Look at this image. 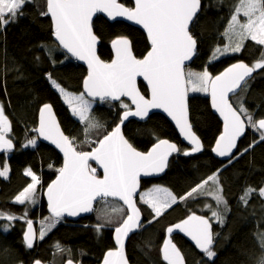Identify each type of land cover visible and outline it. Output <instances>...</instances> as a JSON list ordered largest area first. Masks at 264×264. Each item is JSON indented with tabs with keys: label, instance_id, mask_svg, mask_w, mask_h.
Here are the masks:
<instances>
[{
	"label": "trees",
	"instance_id": "1",
	"mask_svg": "<svg viewBox=\"0 0 264 264\" xmlns=\"http://www.w3.org/2000/svg\"><path fill=\"white\" fill-rule=\"evenodd\" d=\"M120 2L131 6L129 0ZM237 3L238 0H201L200 11L190 28L197 41L196 53L185 71L188 68L198 72L207 70L214 76L232 63L242 61L253 66L264 59V46L251 40L244 42L239 53L216 52L217 48L222 49L226 44L224 33ZM45 11L46 0H31L23 6L22 14L14 22L0 25V104L10 123L8 138L13 141L11 152L0 151V168L5 162L9 167L7 176H0V212L21 217L11 222L0 219V264H33L37 260L45 264H64L68 260L77 264H99L104 253L114 247L112 233L127 215L126 209L114 200L108 204V210L116 221L112 226L104 225L99 233L96 229L101 222L95 211L100 201L86 218L78 221L60 218L47 230L43 239L37 234L31 249L25 246L22 238L27 224L23 219L25 212L27 219L36 226L37 233L42 225L48 227L51 215L47 211L43 192L63 163L60 155L48 145L38 142L33 147H24L28 140L36 137L34 129L40 107L44 104L52 106L64 133L74 140L78 150L90 151L94 146L84 142V125L73 116L52 84L55 80L66 91L81 94L87 70L71 60L54 42L51 21L47 15L41 14ZM92 29L100 40L98 55L105 62L112 59L110 42L116 37L128 38L132 53L138 59L149 50L144 34L122 21L110 22L97 16ZM138 85L146 95L144 84L139 82ZM230 101L234 107L243 101L255 120L264 118V69H256L246 86ZM188 111L192 131L202 143L201 152L188 156L183 153L189 148L161 114L154 113L144 122L130 120L123 126L125 137L139 151H147L160 139H168L179 149L170 158L163 176L141 181L140 192L158 184L171 191L177 197V203L153 220L152 210L136 198L143 218L140 227L127 242L128 262L167 264L162 247L168 238L177 246L185 264H257L264 257V249L260 246V237L264 236V197L259 195V190L264 188V141L240 155L254 140L259 141V133L246 128L235 152L238 158L231 163L218 160L213 157L211 148L221 131V122L211 111L207 93L188 94ZM122 112L119 102L95 101L91 114L104 128L93 130L90 138L96 140L111 131L119 123ZM27 169L40 177L39 198L36 204L20 205L14 203V198L31 182V178L24 174ZM217 170H220L219 186L227 202L226 210L223 206L219 209L224 216L222 225L212 220L211 211L205 208L206 204H210L212 209H216V202L211 196L179 199ZM249 187L253 192L245 205L241 196ZM212 190V182L203 189L204 192ZM114 207H122L124 211L113 212ZM191 214L204 216L212 222L214 261L208 260L184 233L175 230L169 235L166 231ZM149 221L152 223L149 224ZM4 225L9 226L7 231L3 230ZM57 244L60 251H57Z\"/></svg>",
	"mask_w": 264,
	"mask_h": 264
},
{
	"label": "snow or ice",
	"instance_id": "2",
	"mask_svg": "<svg viewBox=\"0 0 264 264\" xmlns=\"http://www.w3.org/2000/svg\"><path fill=\"white\" fill-rule=\"evenodd\" d=\"M29 2L31 0H0V25L14 22L22 14L23 6ZM200 8L201 0H135V6L132 8L125 7L117 0H46V11L41 14L50 15L55 40L66 53L77 60L85 61L88 67V74L83 82L84 92L79 95L67 92L55 80H52V84L62 95L72 114L84 125V142L94 146L90 151L78 150L74 140L60 130L51 105L44 104L40 108L39 127L34 131L45 140L51 141L64 157L63 166L56 169V179L47 187L51 217L48 218L47 228L42 225L40 239H43L47 230H50L64 213L77 216L80 213L92 212L95 210L94 201L108 203V198H118L127 206V215L122 223L115 227L117 247L105 254L103 264H127L124 255L125 238L141 224L140 209L134 201L139 178L141 174L148 176L163 172L169 155L179 149L167 140H160L146 153L137 151L125 139L121 125L129 117L145 118L150 109H163L175 121L181 135L191 145L183 154L188 156L200 152L201 142L192 131L188 120L185 98L189 90L210 92L213 108L223 117V132L212 148V152L217 156L227 157L229 163L238 158L233 150L237 148L238 138L245 134L246 128L258 132L259 141L254 140L240 155L248 152L256 143L264 141V118L255 120L254 114L245 107L243 101L234 107L228 99L229 93H236L238 89L246 86V78H250L256 69H264V59L251 67L243 62L235 63L216 76L210 75L207 70L185 72V61L191 60L197 48V41L190 31V23L198 15ZM97 12L106 13L109 18L126 17L142 26L150 41V51L142 59H137L132 54L129 40L120 37L111 42L115 52L114 59L110 63L103 62L96 54L97 36L93 34L91 26L92 17ZM240 14L246 18L244 21L238 18ZM224 35L229 42L223 49H216V52L221 54L239 53L246 40L264 46V0H238ZM137 77H143L147 82L150 99L141 95L138 90ZM49 79L51 80V76ZM124 97L131 101V105L124 102ZM97 99L102 103L119 102L123 112L119 116V123L111 131H107L102 138L92 140L90 133L104 128L91 114L93 103ZM9 131L10 123L0 105V151L5 153L13 150V141L8 138ZM35 145L36 140L31 139L24 147ZM90 161H95L103 169L102 178L98 176L97 169ZM8 171L9 167L5 162L0 169V176L6 177ZM219 171L209 175L179 199L211 196L217 207L212 209L210 204H206L205 208L211 211V219L222 225L224 216L219 209L223 206L226 210L227 202L219 186ZM24 174L29 176L32 182L14 198V203L36 204L40 177L31 169L25 170ZM209 182L214 185V190L204 192L203 189ZM252 192L253 189L249 187L241 196L245 205ZM259 195L264 197V188L259 190ZM140 199L152 210L153 220L177 203V197L163 187L142 193ZM123 211L122 207L113 208L116 213ZM0 219L11 222L21 217L0 212ZM23 219L27 223L24 243L31 249L35 239L33 222L27 219V212ZM150 223L152 221H149ZM8 227L4 225L3 230L7 231ZM103 227V224L98 225L97 232ZM175 230L190 237L208 260L214 261V234L209 218L191 214L174 226L168 227L166 231L171 235ZM260 246L264 249V236L260 237ZM56 248L57 251L61 250L58 244ZM162 253L167 264H185L171 239L164 240ZM35 264H40V261L37 260ZM68 264H72V261L69 260ZM257 264H264V257H261Z\"/></svg>",
	"mask_w": 264,
	"mask_h": 264
},
{
	"label": "water",
	"instance_id": "3",
	"mask_svg": "<svg viewBox=\"0 0 264 264\" xmlns=\"http://www.w3.org/2000/svg\"><path fill=\"white\" fill-rule=\"evenodd\" d=\"M129 1L131 2V6H127V5L123 4L122 2H120V0H117L118 3L124 5L125 7H129V8L134 7V6H135V0H129ZM199 11H200V10H199ZM198 13H199V12H198ZM47 16L49 17V19H50V21H51V17H50V15H47ZM97 16H101V17H103L104 19H106L107 21H110V22H113V21H122V22H124V23H126V24H128V25H130V26H132V27H135V28L139 29V30L144 34V36H145L146 39H147V33H146V31L142 28V26L137 25L134 21H130V20H128L126 17H115V18H109V17L107 16L106 13L97 12V13H95V14L93 15V17H92L91 26H92V23H93L94 19H95ZM195 18H196V17H195ZM195 18H194V19H195ZM193 21H194V20H193ZM192 23H193V22L190 23V28H191ZM51 25H52V21H51ZM92 31H93V29H92ZM93 34L95 35L94 32H93ZM117 38H120V37H116V38H114V39H117ZM124 38H126V37H124ZM114 39H113V40H114ZM127 39H128V38H127ZM53 40H54V42L58 45V47H59L64 53H66V51L63 50L62 47L59 46V42L55 40L54 35H53ZM113 40H112V41H113ZM112 41H111V42H112ZM111 42H110V49H111V52H112V59H114V57H115V52H114V50L112 49ZM147 42H148V44H149V50H148V51H150V49H151L150 41L147 39ZM129 43H130V41H129ZM99 45H100V40H99V38L97 37L96 54H97L98 57H99V55H98V48H99ZM130 47H131V45H130ZM131 50H132V49H131ZM148 51H147V52H148ZM147 52H146V54H147ZM195 53H196V52H195ZM66 54L68 55V57H70L71 60H74V61H76L77 63L83 65V66L86 68V70H87V74H88V67H87V63H86L85 61L77 60L75 57H72L70 54H68V53H66ZM132 54H133V53H132ZM146 54H145V55H146ZM145 55H144V56H145ZM144 56H143V57H144ZM194 56H195V55H194ZM194 56L191 58V60H189V61H185V69H186V67H188V66L191 64L192 60L194 59ZM143 57H142V58H143ZM99 58H100V57H99ZM142 58H140V59H142ZM100 59H101V58H100ZM112 59H111L109 62H105V61H103L102 59H101V60H102L103 62H105V63H110V62L112 61ZM137 59H138V58H137ZM238 62H242V61H238ZM238 62H235V63H238ZM235 63L230 64V65L227 66L226 68L230 67L231 65H233V64H235ZM243 63H245V62H243ZM245 64H246V63H245ZM247 65H248V64H247ZM248 66H250V65H248ZM250 67H251V66H250ZM226 68H224L221 72H223ZM221 72H219V73L216 74V75H219ZM216 75H214V76H216ZM253 75H254V72L252 73L251 77H250V78H246V80H247V81L250 80V79L253 77ZM86 76H87V75H86ZM84 79H85V78H84ZM83 82H84V80H83ZM139 82H142V83L144 84V86L146 87V90H147V94H146V95L140 90L139 85H138ZM137 88H138V90L140 91L141 95H144L146 98H149V99H150V91H149V89H148L147 82L143 79V77H137ZM240 89H241V88H240ZM240 89H238V90L236 91V93H229V94H228V99H229V102H230V103H231L230 98H231L232 96L236 95V94L240 91ZM83 92H84V87H83V83H82V93H83ZM85 95H86V93H85ZM207 96H208V99H209V104H210V107H211V111H212V113H213V114L219 119V121L221 122V131H220V133L218 134V136L216 137V139H215V141H214V144H213V146H212V148H213V147L215 146V144H216V140H217V138H218V137L221 135V133L223 132L224 121H223V117L220 115V113H219L218 111H216V109H214L213 106H212V100H211L210 92H207ZM86 98H88V97L86 96ZM88 99H91V98H88ZM122 99H123V98H122ZM124 99H125L126 101H128V103L131 105V101H130L127 97H124ZM96 101H97V102H100L98 99H97ZM185 103H186V106H187V114H188V120H189V111H188V92H187V95H186V98H185ZM231 104H232V103H231ZM49 105H50V104H49ZM41 107H42V106H41ZM41 107H40V108H41ZM51 107H52V106H51ZM132 109L134 110V105H132ZM52 111H53V115L55 116L56 121H57V123H58V125H59V127H60V130L64 133V131H63V129H62L60 123H59V120H58V118H57V116H56V114H55L53 108H52ZM154 113H158V114H161L162 116H164V117L169 121V123L173 126V128L175 129V131H176L178 137L180 138V140L182 141V143H184L185 145H187V147H188L189 149L191 148V145L189 144V142H188L187 140H185L184 137L181 135L180 130H179V128L176 126L175 121H173L172 118H171L170 116H168V114H167L166 112L163 111V109H150V110H149V114H148V116L145 117V118H140V117H129V119H128L127 121H125L123 125H121V131H122V134L124 135V133H123V126H124L128 121H130V120H135V121H138V122H144L145 120H147V118H148L150 115H152V114H154ZM39 116H40V109H39V111H38V113H37V124H36V128L39 127ZM189 123H190V120H189ZM190 125H191V124H190ZM245 132H246V130H245ZM35 134H36V137H37L39 143H43V144L48 145L49 147L53 148V149H54V150L60 155V157L62 158V161L64 162L63 153H62L58 148H56L55 145L51 143V141H49V140H45L43 137H40L39 134H38L36 131H35ZM194 134H195V133H194ZM64 135H66V134L64 133ZM105 135H106V134H105ZM195 135H196V134H195ZM66 136H67V135H66ZM196 136H197V135H196ZM243 136H244V134H243L241 137L238 138L237 146H238L239 141L243 138ZM124 137H125V135H124ZM125 139H127V138L125 137ZM198 139H199V138H198ZM160 140H167L169 143H173V142L169 141L168 139H160ZM160 140H159V141H160ZM199 140H200V139H199ZM159 141L155 142L154 144L158 143ZM200 142H201V141H200ZM129 143H130V142H129ZM154 144H153V145H154ZM173 144H175V143H173ZM153 145H151V146L149 147V149H148L147 151H145V153L148 152V151L152 148ZM175 145H176V144H175ZM201 145H202V143H201ZM176 146H177V145H176ZM134 148H135V147H134ZM177 148H178V147H177ZM212 148H211V153H212L213 157H215L216 159L221 160V161H228V158H227V157H219V156H217L215 153H213V152H212ZM189 149H188V150H189ZM236 149H237V148H236ZM236 149L233 150V153H234V154H235V152H236ZM136 150L139 151L138 149H136ZM201 151H202V150H201ZM201 151H200V152H201ZM140 152H142V151H140ZM175 153H176V152H173V153H171V154L169 155V157H168V159H167V163H166L165 170H164L163 172H161V173H153V174L148 175V176H145V175L141 174V176H140V178H139V184H138V188H137L136 194H134V201H135V202H136V198L138 197V195H139V193H140V190H141V181H142V180H147V179H157V178H160L161 176H163V175L165 174V172H166V169H167V166H168V163H169L170 158H171ZM196 153H199V152H196ZM90 164H91L93 167H95V168L97 169V172L100 174V175H98V176H99L100 178H102V176H103V169H101V168L99 167V165H97V164L95 163V161H90ZM62 166H63V163H62ZM62 166H61V167H62ZM56 176H57V175H56ZM55 179H56V177H55L53 180H55ZM53 180H52V181H53ZM52 181H51V182H52ZM51 182H50V183H51ZM50 183H49V184H50ZM49 184H48V185H49ZM48 185H47V187H48ZM47 187L45 188V190H44V192H43V198H44V201H45V204H46L47 211H48V213L51 215V213H50V211H49L48 200H47V195H46ZM108 199L115 200V201L119 202V203H120V204L126 209V212H127V206L123 204V201H120L118 198H108ZM98 201H99V200H98ZM98 201H94V206H95V204H96ZM136 205H137V202H136ZM137 207H138V205H137ZM92 212H93V211H92ZM92 212H88V213H80V214L77 215V216H69V215H67V213H64L63 216H62L61 218H63V219H67V220H70V221H78V220H80V219H83V218H86V217L90 216V215L92 214ZM140 213H141V212H140ZM125 218H126V216L124 217V219H125ZM142 218H143V217H142V214H141V223H142ZM122 221H123V220H122ZM122 221H121V223H122ZM140 225H141V224H140ZM118 226H119V225H118ZM138 228H139V227H138ZM138 228L134 229L133 232H131V233L129 234V236H128L127 238H125V243H124V255H125V258H126V260H127V264H129V262H128V259H127V256H126V250H125V249H126V245H127V242H128V240H129V238L131 237V235H132V234H133ZM33 229H34V232H35V239H34V241H33V244H34L35 241L37 240V229H36V226L34 225V223H33ZM26 230H27V224H26V226H25V228H24V231H23V236H22L23 241H24V232H25ZM187 237H188V236H187ZM188 238L191 239L190 237H188ZM112 240H113L114 247L111 248V249H108V250L104 253L103 258H102V260H101V262H100L99 264H103L104 256H105V254H106L109 250H115L116 247H117V245H116V241H115V229H114V231H113V233H112ZM191 240H192V239H191ZM192 241H193V240H192ZM68 261H69V260H68ZM68 261H66L64 264H68ZM35 262H36V261H35ZM35 262H34L33 264H35ZM40 264H45V263H43V262L40 261ZM72 264H77V263H75V262L72 261Z\"/></svg>",
	"mask_w": 264,
	"mask_h": 264
},
{
	"label": "rangeland",
	"instance_id": "4",
	"mask_svg": "<svg viewBox=\"0 0 264 264\" xmlns=\"http://www.w3.org/2000/svg\"><path fill=\"white\" fill-rule=\"evenodd\" d=\"M241 21H244L246 18L245 17H243V15L242 14H240L239 15V17H238ZM229 41H228V38H227V41H226V44L228 43ZM223 49V48H222ZM218 54H221L220 52H218ZM254 65V64H253ZM188 71H193V72H198V71H195V70H192V69H190V68H188L185 72H188ZM200 72H202V71H200ZM56 89V88H55ZM57 90V89H56ZM58 91V90H57ZM59 92V91H58ZM68 92V91H67ZM69 93H71V92H69ZM206 94L207 92H193V91H188V94ZM60 94V93H59ZM72 94H76V93H72ZM76 95H79V94H76ZM60 96L62 97V95L60 94ZM62 99H63V101H64V98L62 97ZM66 104V103H65ZM1 105V104H0ZM67 105V104H66ZM68 106V105H67ZM68 108H69V106H68ZM70 109V108H69ZM70 111H71V109H70ZM72 113V112H71ZM74 116V115H73ZM76 119H78V117H76V116H74ZM79 120V119H78ZM32 139H35L36 140V143H38V139H37V137H35V138H32ZM31 147H33V146H31ZM0 169H2V168H0ZM32 182V181H31ZM30 182V183H31ZM156 187H163V186H161V185H153V186H151L150 188H148L147 190H142L140 193H139V195H138V199L141 201V199H140V195L142 194V193H145V192H148L150 189H153V188H156ZM163 188H165V187H163ZM38 189H39V186H38ZM38 198H39V192H38V190H37V193H36V199L38 200ZM108 203H103V202H101V204H100V206L98 205L97 206V209H96V216H97V218L100 220V222H101V224H103V225H105V226H107V225H110V226H112L114 223H115V221H116V217H114L112 214H110V212H109V203H111V201H113V200H111V199H108ZM114 202H116V203H118V204H120L119 202H117V201H115L114 200ZM121 205V204H120ZM122 206V205H121ZM39 233L40 232H38L37 234H38V237H39Z\"/></svg>",
	"mask_w": 264,
	"mask_h": 264
}]
</instances>
